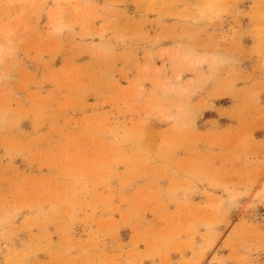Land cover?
I'll return each instance as SVG.
<instances>
[{
    "label": "rangeland",
    "instance_id": "obj_1",
    "mask_svg": "<svg viewBox=\"0 0 264 264\" xmlns=\"http://www.w3.org/2000/svg\"><path fill=\"white\" fill-rule=\"evenodd\" d=\"M0 264H264V0H0Z\"/></svg>",
    "mask_w": 264,
    "mask_h": 264
},
{
    "label": "crops",
    "instance_id": "obj_2",
    "mask_svg": "<svg viewBox=\"0 0 264 264\" xmlns=\"http://www.w3.org/2000/svg\"><path fill=\"white\" fill-rule=\"evenodd\" d=\"M228 25H229V26H231V25H232L231 21H229V22H227V23H226V26H228ZM228 28H229V27H228ZM245 46H246L247 48H250V47H249V46H247V45H245Z\"/></svg>",
    "mask_w": 264,
    "mask_h": 264
}]
</instances>
